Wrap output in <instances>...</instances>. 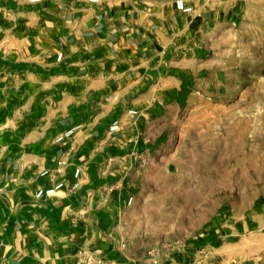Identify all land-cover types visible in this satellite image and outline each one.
<instances>
[{
	"label": "crops",
	"instance_id": "0c3cea01",
	"mask_svg": "<svg viewBox=\"0 0 264 264\" xmlns=\"http://www.w3.org/2000/svg\"><path fill=\"white\" fill-rule=\"evenodd\" d=\"M173 1L0 0V264H81L80 249L119 264L156 263L124 240L118 216L133 199L128 181L95 170L102 153L80 136L96 134L98 118L132 107L193 20H204L203 4L185 0L194 7L185 14ZM74 123L82 130L55 144ZM76 166L81 184L70 191ZM56 180L65 188L36 196Z\"/></svg>",
	"mask_w": 264,
	"mask_h": 264
},
{
	"label": "rangeland",
	"instance_id": "374dc122",
	"mask_svg": "<svg viewBox=\"0 0 264 264\" xmlns=\"http://www.w3.org/2000/svg\"><path fill=\"white\" fill-rule=\"evenodd\" d=\"M195 1L204 20L158 79L80 138L102 153L92 172L130 185L118 219L134 255L264 264V0ZM117 115L121 129L107 137Z\"/></svg>",
	"mask_w": 264,
	"mask_h": 264
},
{
	"label": "built area",
	"instance_id": "2783aa9c",
	"mask_svg": "<svg viewBox=\"0 0 264 264\" xmlns=\"http://www.w3.org/2000/svg\"><path fill=\"white\" fill-rule=\"evenodd\" d=\"M29 2H38L39 0H28ZM96 2L97 0H90ZM174 7L185 14H191L194 12V7L185 2V0H174ZM128 113L132 116L137 113L135 109L128 110ZM83 128L82 123H74L67 128L61 130L53 137L55 144H63L71 140L79 131ZM121 129V122L119 118H113L108 124V134H116ZM58 167L55 168H43L39 171L40 176H50L53 172L59 171ZM82 167L76 166L72 171V181L68 186L70 191L77 190L81 184ZM65 188V182L63 180H56L43 188H39L36 192V196L39 197H50L55 195L58 191ZM131 197L128 199V204L131 202ZM78 260L81 264H119L117 261L110 258L104 257L99 253L89 250L80 249L78 251Z\"/></svg>",
	"mask_w": 264,
	"mask_h": 264
}]
</instances>
